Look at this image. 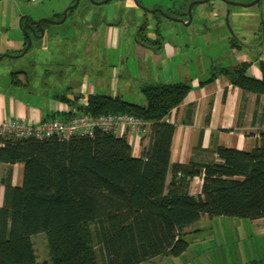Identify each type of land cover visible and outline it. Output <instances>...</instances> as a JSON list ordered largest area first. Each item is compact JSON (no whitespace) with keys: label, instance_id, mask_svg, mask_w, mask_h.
<instances>
[{"label":"trees","instance_id":"1","mask_svg":"<svg viewBox=\"0 0 264 264\" xmlns=\"http://www.w3.org/2000/svg\"><path fill=\"white\" fill-rule=\"evenodd\" d=\"M140 27L138 42L150 46L146 23ZM260 66V78L247 74L248 63L220 67L212 78L225 75L233 86L264 94ZM189 90L183 82L145 85L144 104L90 94L76 110L150 123L139 157L125 136L100 130L66 140L0 139V163L23 164L21 186L3 183L0 264H38L31 236L39 233L46 236L49 264H141L183 254L185 229L202 215L264 218V133L250 151L220 146L215 162L173 165L167 182L174 126L165 117ZM195 176L202 177L197 195L187 189Z\"/></svg>","mask_w":264,"mask_h":264},{"label":"crops","instance_id":"2","mask_svg":"<svg viewBox=\"0 0 264 264\" xmlns=\"http://www.w3.org/2000/svg\"><path fill=\"white\" fill-rule=\"evenodd\" d=\"M5 1L8 7L16 9L17 15L0 16V55H18L27 42L21 29L25 15L20 5H14L15 1L0 0V3ZM74 1H68L64 7ZM96 5L86 2L85 11L69 19L70 10L66 20L49 28L48 34L44 24L49 21L42 22L46 41L34 37L28 31L32 38L29 48L32 51L28 49L24 54H29L26 64L16 60L21 56L11 57L8 67L17 65L19 69L9 77L0 75L5 77L4 80L0 77V122L13 118L27 123L45 118L68 119L87 103L84 93L119 96L124 100L132 99L130 102L144 104L141 87L183 82L190 86L188 94L165 117V121L174 126L167 182L171 180V168L175 164L215 162L218 160L217 148L220 146L250 151L259 145L260 136L264 133V94L233 86L225 75L212 78L213 67H227L223 65L224 57L230 58L231 68L238 63H248L247 74L257 78L262 76L260 64L264 63V40L257 41L258 26L254 19L248 17L242 21L235 20L234 35L220 32L213 36L212 33L196 32L190 43L177 37L162 39L160 36L161 43L145 46L135 39L139 25L146 23L143 19L132 39L129 37L135 23L127 18L130 9L128 4H115L113 9L103 12ZM50 11L33 19L28 16V22L35 26V22L42 17L53 20L61 18L59 8ZM206 11L209 8L201 10L199 17L203 18ZM86 13L90 15L84 16ZM108 14L112 19L103 17ZM123 18H126L124 23ZM171 26L165 23L164 29ZM36 31L40 34L38 29ZM102 34L105 35L106 49L97 41ZM86 37L90 44L86 42L83 49L74 48L77 40ZM125 37L131 39V49H121V40ZM146 37L149 42L152 41L147 33ZM200 37L206 41L204 48L198 45ZM94 42H97L96 45ZM234 42L239 46L234 45ZM219 47L223 49L222 54ZM126 56L137 60L136 70L122 68ZM151 61L159 63V73L152 71ZM140 62L143 65H139ZM167 64L169 66L165 69ZM105 66L112 67L113 79L110 81L97 77L99 70ZM210 78L212 81H209ZM71 96H77L78 99L73 100ZM150 132L151 126L148 123L140 134L126 135L134 156L139 157L142 149L148 146ZM22 179V163H0V202L3 183L21 186ZM201 184L202 177L195 176L189 181L188 192L197 195L201 191ZM250 222L257 226L253 229L255 234H264V218L250 219Z\"/></svg>","mask_w":264,"mask_h":264},{"label":"rangeland","instance_id":"3","mask_svg":"<svg viewBox=\"0 0 264 264\" xmlns=\"http://www.w3.org/2000/svg\"><path fill=\"white\" fill-rule=\"evenodd\" d=\"M15 1V6L20 5L22 12L24 15L29 16L31 19L37 18L41 14H46L47 12H51L50 10L54 8H59L62 12L61 17L63 16L64 10L67 8L64 7L68 1L70 0H42L37 4L28 3L25 0H11ZM140 4L149 9H162L165 10L170 15H179V18L187 19V7L188 4L192 0H138ZM236 2H250L252 0H233ZM75 2V1H74ZM74 2H72L69 6H71ZM80 4L75 8L71 9V13L69 15H78L82 14L85 11V3L90 2V0H79ZM128 4L130 6L128 20L133 21L135 26L132 27V34L129 37L132 39L133 33L136 32L137 26L140 21L146 22V33L151 37L152 41L149 43L153 46L155 45V41L157 40V32L161 35L162 39L177 37L180 40H185L190 43L193 34L196 32L200 33H212L213 36L217 33L224 34H235V20L242 21L245 18L250 17L256 21L258 26V38L264 39V0H260L257 4L244 8L239 5H228L222 0H209L203 4H197L194 6L192 11V22L189 25H184L181 22L173 21L171 19H167L159 12H148L142 9L139 5L132 0H109L103 4L96 5L97 9L101 12L109 11L113 9L115 4ZM119 6V5H118ZM44 7H47L44 8ZM209 8V11H206L203 18L199 17V12ZM121 10L123 8H120ZM183 11L186 12L184 15ZM102 14V13H98ZM17 15L16 9L12 7H8V5L1 2L0 3V16L8 17ZM90 15L86 13L84 16ZM109 15V16H108ZM106 17L108 20L110 18V14ZM229 16V23L227 24L226 18ZM177 17V16H176ZM49 20H53L48 17H42ZM119 19V17L117 18ZM126 18H123V23ZM221 22V24H219ZM165 23H169L172 25L168 27V29H164ZM57 26V25H56ZM55 23L46 22L44 27H46V32L48 34L49 28L56 27ZM208 26V29H206ZM45 33V32H44ZM50 33V32H49ZM47 35H43L40 39L46 41ZM101 38V39H100ZM97 41L99 45H102L106 49L105 44V35L102 34ZM121 40V49L123 50L130 48L132 45L131 39ZM198 41V40H197ZM90 44V40L80 39L75 42L74 48H82L85 43ZM204 42L201 37L198 41V45L204 48ZM95 45L97 42H94ZM71 47V46H69ZM30 52L32 49H29ZM219 52L222 54L223 49L219 47ZM6 54V53H3ZM2 55V54H1ZM15 55V54H11ZM29 57V54L16 58V60L21 64H26V61ZM11 57H3L0 60V75H6L9 77L12 72H16L19 67L16 65L14 67H8L10 63ZM118 58V57H116ZM73 59V56L71 57ZM148 59V58H145ZM228 59V60H227ZM115 56L113 57V61H115ZM225 60V61H224ZM230 58H223V65L231 68ZM148 61V60H147ZM16 63V62H15ZM152 71L156 74L159 73L157 69L156 62H149ZM156 63V64H155ZM222 63V62H221ZM95 65L94 62H92ZM145 64V63H144ZM147 64V62H146ZM240 64V63H238ZM138 65L137 60H135L132 56H126L123 58L122 68H129L130 71L136 70ZM139 65H143V63H139ZM218 65V64H216ZM222 65V64H221ZM149 66V65H148ZM167 66H164L166 69ZM237 64L235 65V67ZM97 67V66H96ZM234 67V66H233ZM98 68V67H97ZM220 66L213 67L212 72L218 71ZM112 67L105 66L103 69H100L97 73V77L104 80H112L113 75L111 73ZM57 71V70H56ZM2 80L5 77L0 76ZM83 96H88V93H84ZM73 100L76 99L77 96H71ZM130 101L132 99H126ZM6 139V138H5ZM3 139V140H5ZM92 225L90 228L92 229ZM254 227H257L254 223L250 222V219L237 217V216H213L209 217L207 215H202L198 221L193 223L192 225L186 227L184 238L188 241L189 246L187 250L179 255H165L159 256L153 260L143 261L141 264H249L252 260H257L264 264V234H255ZM31 241L34 246L36 258L38 264H49V254L47 248V240L44 233H39L31 236ZM96 246V245H95ZM97 252L98 249L96 248Z\"/></svg>","mask_w":264,"mask_h":264},{"label":"built area","instance_id":"4","mask_svg":"<svg viewBox=\"0 0 264 264\" xmlns=\"http://www.w3.org/2000/svg\"><path fill=\"white\" fill-rule=\"evenodd\" d=\"M25 1L36 4L42 0ZM147 124V122L140 120L134 115L103 114L93 116L81 111L68 119L45 118L35 123H27L18 118L1 121L0 139L32 138L44 140L56 137L60 140H66L71 137H93L97 130L126 137V135L130 134H140V132L145 130Z\"/></svg>","mask_w":264,"mask_h":264},{"label":"water","instance_id":"5","mask_svg":"<svg viewBox=\"0 0 264 264\" xmlns=\"http://www.w3.org/2000/svg\"><path fill=\"white\" fill-rule=\"evenodd\" d=\"M93 4H103L109 0H90ZM134 3H136L137 5H139L142 9L148 11V12H151V13H154V12H159L161 13L164 17H166L167 19H171L173 21H177V22H181L183 23L184 25H189L191 22H192V11H193V8L195 5L197 4H203V3H206L208 2L209 0H192L189 4H188V7H187V19L184 20L182 18H179V17H174V16H171L169 15L165 10H162V9H159V8H156V9H149V8H146L144 6H142L140 4V2L138 0H133ZM224 1L226 4L228 5H239V6H242L244 8H247V7H251L255 4H257L260 0H252L250 2H236V1H233V0H222ZM79 4V0H75V2L67 7L65 10H64V13H63V16L59 19V20H49V19H46V18H40L38 19L36 22H35V26L30 24L28 22V16L25 15L24 16V23H23V26H21V29L23 30V32L25 33L26 35V38H27V42H26V45L23 49V51L21 53H19L18 55H10V54H2L0 55V60L4 57V56H7V57H18V56H22L24 55L27 50L30 48L31 46V43H32V38H31V35L29 34L28 31L31 32V34L34 36V37H42L44 35V30H43V27L41 26L42 22L44 21H49L51 23H55V24H60V23H63L66 18H67V15H68V12L75 8L76 6H78ZM229 16L226 18V22L227 24L229 23V20H228ZM36 29H38L40 31V34L37 33ZM135 39L137 40V37L135 36ZM239 40V39H238ZM264 40V39H262ZM138 41V40H137Z\"/></svg>","mask_w":264,"mask_h":264},{"label":"flooded vegetation","instance_id":"6","mask_svg":"<svg viewBox=\"0 0 264 264\" xmlns=\"http://www.w3.org/2000/svg\"><path fill=\"white\" fill-rule=\"evenodd\" d=\"M140 26H141V25H139V27H138V29H137V34H138V32L140 31V28H141Z\"/></svg>","mask_w":264,"mask_h":264}]
</instances>
